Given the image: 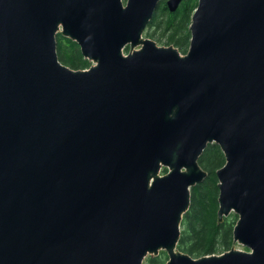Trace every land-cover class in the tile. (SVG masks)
Listing matches in <instances>:
<instances>
[{
	"label": "water",
	"instance_id": "water-1",
	"mask_svg": "<svg viewBox=\"0 0 264 264\" xmlns=\"http://www.w3.org/2000/svg\"><path fill=\"white\" fill-rule=\"evenodd\" d=\"M159 2L0 0V264H264V0H199L185 53L144 37ZM211 143L218 219L248 249L194 257Z\"/></svg>",
	"mask_w": 264,
	"mask_h": 264
},
{
	"label": "trees",
	"instance_id": "trees-1",
	"mask_svg": "<svg viewBox=\"0 0 264 264\" xmlns=\"http://www.w3.org/2000/svg\"><path fill=\"white\" fill-rule=\"evenodd\" d=\"M161 1L163 3L161 6L159 4L148 24L149 33L160 29L162 35L168 36L167 44L173 43L180 49L187 47L191 38L189 26L199 0H183L173 12L169 11L165 0ZM57 41L60 59L65 64L75 69L87 68L92 64L73 39L58 34ZM202 156L200 163L209 173L205 181L192 188V205L184 216L178 245L180 250L196 256L217 253L222 247L231 246L235 226L234 222L230 224L226 221V217L219 221L217 214L219 187L216 171L225 163L224 153L218 144L211 143ZM167 171V168L163 169V173ZM167 259L150 256L147 264H165Z\"/></svg>",
	"mask_w": 264,
	"mask_h": 264
},
{
	"label": "rangeland",
	"instance_id": "rangeland-1",
	"mask_svg": "<svg viewBox=\"0 0 264 264\" xmlns=\"http://www.w3.org/2000/svg\"><path fill=\"white\" fill-rule=\"evenodd\" d=\"M126 1V0H125ZM167 0H165V2H166ZM163 2L160 0V2H159V4H160V6H161V4H162ZM166 6H167V4H166ZM158 7H159V5H158ZM158 7L156 8V10L158 9ZM156 12V11H155ZM190 27V26H189ZM151 32H153V31H151ZM144 37H150V38H152V39H155L157 42H158V44L159 45H171V44H173V43H170V44H167L168 43V36L167 35H162V30H160V29H158V30H156L155 32H153L152 34L151 33H149V28L148 29H146L145 30V32H144ZM188 47H189V45L187 46V47H184V48H182V49H180L183 53H185L186 51H187V49H188ZM129 48H126L125 49V52H127V50H128ZM92 64H93V62H92ZM201 157H203V156H201ZM201 157H200V161H201ZM202 165V164H201ZM202 167H204L203 165H202ZM205 181V180H204ZM237 219H238V215L235 213V212H232L228 217H226V221H228V222H230V224L232 223L233 224V222H234V224H233V226L235 225V223H236V221H237ZM221 248V247H220ZM231 248H241V249H248L247 247H245V246H243V245H241L239 242H236V244H235V241L233 240V244L231 245V246H224V247H222L220 250H219V252H217V254H219V253H223V252H225V251H227V250H229V249H231ZM150 256H152V257H160V256H162L164 259H167L168 258V254H167V252L165 251V250H160V252H159V254L157 255V256H155V255H148L146 258H145V260H144V264H147L148 263V260H149V257ZM167 256V257H166ZM192 256H194V257H199V256H196V255H192ZM166 257V258H165Z\"/></svg>",
	"mask_w": 264,
	"mask_h": 264
},
{
	"label": "flooded vegetation",
	"instance_id": "flooded-vegetation-1",
	"mask_svg": "<svg viewBox=\"0 0 264 264\" xmlns=\"http://www.w3.org/2000/svg\"><path fill=\"white\" fill-rule=\"evenodd\" d=\"M92 62V61H91Z\"/></svg>",
	"mask_w": 264,
	"mask_h": 264
}]
</instances>
